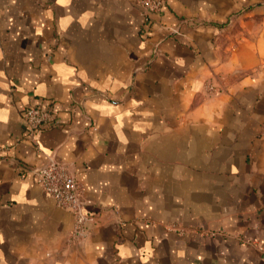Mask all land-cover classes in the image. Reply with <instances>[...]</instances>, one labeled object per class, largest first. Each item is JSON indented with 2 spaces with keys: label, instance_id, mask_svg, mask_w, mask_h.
<instances>
[{
  "label": "crops",
  "instance_id": "crops-1",
  "mask_svg": "<svg viewBox=\"0 0 264 264\" xmlns=\"http://www.w3.org/2000/svg\"><path fill=\"white\" fill-rule=\"evenodd\" d=\"M162 1L0 0V264H264V0ZM30 106L59 122L38 149Z\"/></svg>",
  "mask_w": 264,
  "mask_h": 264
},
{
  "label": "built area",
  "instance_id": "built-area-1",
  "mask_svg": "<svg viewBox=\"0 0 264 264\" xmlns=\"http://www.w3.org/2000/svg\"><path fill=\"white\" fill-rule=\"evenodd\" d=\"M141 7L145 19L161 11L162 0H134ZM213 90V87H210ZM22 118L26 124V138L38 149L36 135L39 131L59 124L54 112L49 107L30 106L22 111ZM37 184L62 209L68 210L74 216V226L70 234V241L77 243L85 239L96 225L94 215L86 212L87 200L84 189L74 173L66 163L56 160L54 156L40 166L31 167Z\"/></svg>",
  "mask_w": 264,
  "mask_h": 264
}]
</instances>
